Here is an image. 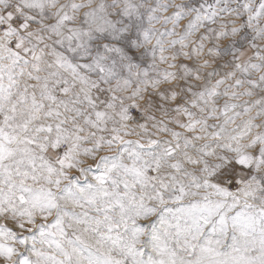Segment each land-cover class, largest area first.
<instances>
[{"label":"snow or ice","instance_id":"1","mask_svg":"<svg viewBox=\"0 0 264 264\" xmlns=\"http://www.w3.org/2000/svg\"><path fill=\"white\" fill-rule=\"evenodd\" d=\"M0 264H264V0H0Z\"/></svg>","mask_w":264,"mask_h":264}]
</instances>
